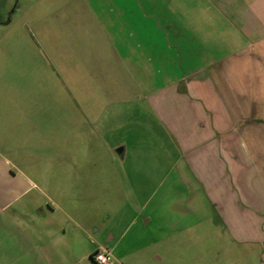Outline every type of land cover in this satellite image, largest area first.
<instances>
[{"label": "crops", "instance_id": "crops-1", "mask_svg": "<svg viewBox=\"0 0 264 264\" xmlns=\"http://www.w3.org/2000/svg\"><path fill=\"white\" fill-rule=\"evenodd\" d=\"M131 6L119 10L139 33L132 51L141 54L130 64L101 24L90 27L110 62L99 79L112 74L119 85L82 90L80 104L61 109L64 123L33 117L46 110L41 106L19 105L13 108L25 113L21 121L0 123V264H96V250L124 264L115 236L103 242L86 213L89 187L74 177L88 171L58 167L59 159L74 157V144L87 143L91 127L113 128L115 153L129 158L131 132L121 138L116 118L104 122L122 104L135 112L129 123L145 120L160 139L190 203L212 210L230 243L246 255L253 250L264 264V0H132ZM91 55L84 49L81 56ZM95 95L108 104H89ZM63 134L66 151L59 148Z\"/></svg>", "mask_w": 264, "mask_h": 264}, {"label": "rangeland", "instance_id": "rangeland-1", "mask_svg": "<svg viewBox=\"0 0 264 264\" xmlns=\"http://www.w3.org/2000/svg\"><path fill=\"white\" fill-rule=\"evenodd\" d=\"M131 4L132 0H0V123L22 120L25 113L15 105L41 106L46 110L32 112L33 117L64 123L67 113L61 109L80 104L82 90L119 85L112 74L99 79L98 73L110 62L90 27L101 24L130 64L133 55L141 54L132 51L139 33L130 31L127 22L132 17L119 10ZM84 49L92 54L89 61L82 59ZM89 99L93 106L108 104H98L96 95ZM116 108V116L108 111L104 122L113 124L116 118L117 125L122 124L121 138L131 132L134 153L129 158L122 160L115 153L119 147L110 132L113 128L99 132L91 127L94 133L87 143L74 144V157L59 159L58 164L88 171V176L74 178L89 187L84 202L89 205L87 215L98 222L97 236L103 242L115 236L124 264H260L259 254L249 250L246 255V248L230 243L212 210L185 197L183 176L176 164L172 168L171 158L163 157L160 139L145 120H138L136 127L129 123L135 113L130 112L132 105ZM66 143L65 136L59 138L60 150L66 151Z\"/></svg>", "mask_w": 264, "mask_h": 264}, {"label": "built area", "instance_id": "built-area-1", "mask_svg": "<svg viewBox=\"0 0 264 264\" xmlns=\"http://www.w3.org/2000/svg\"><path fill=\"white\" fill-rule=\"evenodd\" d=\"M93 260L96 264H112L111 255L104 250H96L93 254Z\"/></svg>", "mask_w": 264, "mask_h": 264}]
</instances>
